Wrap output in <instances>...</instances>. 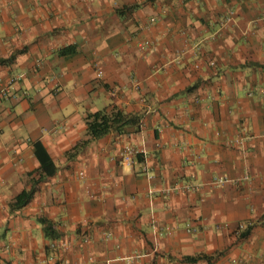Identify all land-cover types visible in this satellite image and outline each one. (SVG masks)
<instances>
[{
    "label": "crops",
    "instance_id": "1",
    "mask_svg": "<svg viewBox=\"0 0 264 264\" xmlns=\"http://www.w3.org/2000/svg\"><path fill=\"white\" fill-rule=\"evenodd\" d=\"M0 264H264V0H0Z\"/></svg>",
    "mask_w": 264,
    "mask_h": 264
},
{
    "label": "trees",
    "instance_id": "2",
    "mask_svg": "<svg viewBox=\"0 0 264 264\" xmlns=\"http://www.w3.org/2000/svg\"><path fill=\"white\" fill-rule=\"evenodd\" d=\"M66 51H68V49H65L63 52ZM138 120V117L125 114L114 106L88 113L84 119L87 138L81 140L75 147H73L72 150L67 152L66 158L70 160L77 157V155H79V153L91 142L103 138L112 132L122 133L125 127L137 125ZM135 158L138 163H141L144 160L142 154H137ZM41 168L42 171L40 172L39 177L31 180V187L24 189L18 196L15 197L13 201L9 203V207L11 209H21L27 205L34 197L38 188V183H40L44 177H49L56 171V167L47 157L46 159L45 157L44 159H41ZM40 222L44 225V232L47 238L52 241L59 238V233L57 232L54 224L47 222L45 219H40ZM246 233H242V235H245ZM47 251L50 253L48 248ZM197 259H199V257L189 258L187 260L195 261Z\"/></svg>",
    "mask_w": 264,
    "mask_h": 264
},
{
    "label": "built area",
    "instance_id": "3",
    "mask_svg": "<svg viewBox=\"0 0 264 264\" xmlns=\"http://www.w3.org/2000/svg\"><path fill=\"white\" fill-rule=\"evenodd\" d=\"M234 12L233 11H230L228 13V16L224 19V21L222 22L221 26L222 27H226L228 25H230L233 21V17H234ZM144 47V46H143ZM97 77L100 78L101 77V72H97ZM246 137L245 136H240L238 138H236L233 143H235L236 145H239V146H242L244 141H245ZM137 154H140V152H138L136 149L134 148H131V147H125L124 150L122 151L121 153V157H122V160L124 163H126L127 165H133V162H134V157L137 155ZM229 180L225 177H220V178H216L214 180H212L209 185L211 186H214V187H221L223 186V184L227 183ZM191 186H184V187H179V190H187V189H190ZM192 189H195V188H192ZM242 228V226H241ZM240 236V234H239ZM58 243L55 241V242H52V244H50V248H54L56 247ZM59 245V244H58ZM143 255H139V254H134L128 258H126L127 261H131L133 259H137V258H140L142 257ZM52 259V257H50V260Z\"/></svg>",
    "mask_w": 264,
    "mask_h": 264
}]
</instances>
